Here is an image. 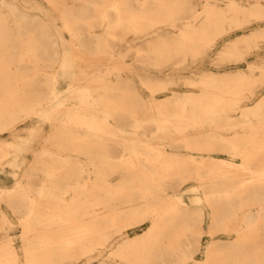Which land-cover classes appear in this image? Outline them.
Returning a JSON list of instances; mask_svg holds the SVG:
<instances>
[{"label":"bare ground","instance_id":"bare-ground-1","mask_svg":"<svg viewBox=\"0 0 264 264\" xmlns=\"http://www.w3.org/2000/svg\"><path fill=\"white\" fill-rule=\"evenodd\" d=\"M46 2L0 0V264H264V0Z\"/></svg>","mask_w":264,"mask_h":264},{"label":"rangeland","instance_id":"rangeland-1","mask_svg":"<svg viewBox=\"0 0 264 264\" xmlns=\"http://www.w3.org/2000/svg\"><path fill=\"white\" fill-rule=\"evenodd\" d=\"M29 1L32 2V4H35V3L36 4H39L41 6V8H42V11H46L47 13L52 12L53 15L57 16V14H55L54 11H51V7L48 4V2H46V0H29ZM55 26H59V22H58L57 18H56ZM65 34L68 36L67 32H65ZM262 55H264V54H262ZM129 57H130V59H132L133 58V55H130ZM248 58H250V60H251V59H255L256 57H255V55L254 56L252 55V56H249ZM245 63L246 62H242L241 65H239V66L245 68V66H246ZM227 66H230V65H227ZM61 74L62 75L60 77L58 87H59V89H62V92L60 93L61 97L62 98H65V97H68L69 96V91L67 89L64 90L63 88H65L67 86L69 87L72 83H74L75 77L72 74V72L71 71H68V70H62L61 71ZM185 87L186 86H183L182 88H185ZM142 90L145 93V90L143 88H142ZM33 124H34L33 121H27L26 123H23V126L22 127H25V125H26V127L27 126H33ZM42 125H43V127L45 126V129L46 130L50 129V127H51V125H49L46 122H43ZM21 132H22L21 133L22 136L27 135L26 134L27 131L25 129H23ZM20 141H21L20 144H22V138H18L17 142H20ZM38 141H39V138H37L33 142V144L34 145H39ZM13 152H15V154H17V157L19 159L18 160L19 163H24V162H22V160H25V162L27 163L32 158V152L31 151H28V150L18 149V150H14ZM22 168H23V166L13 165V171L18 170V169H22ZM0 184L6 185L3 182H0ZM183 188L185 189L184 190L185 191L184 193L187 194L185 196L186 197L185 200H186V202H188V204H191V205H204L205 206V203H204L203 198H202L201 190L196 186V184L186 183ZM210 217H211V215H210L209 211H207L206 226H207V224L209 222V218ZM147 224H148V222L145 223L143 226L139 227L138 228V231H141ZM12 232L15 235H17L18 232H19V228L15 227ZM219 236H224L225 237V236H228V235L227 234H219ZM209 240H210V235L208 233L207 234L205 233L204 236H203V238H202V246H204V244H206L207 242H209ZM201 251H199L196 254L197 257H202L203 252H201Z\"/></svg>","mask_w":264,"mask_h":264},{"label":"crops","instance_id":"crops-1","mask_svg":"<svg viewBox=\"0 0 264 264\" xmlns=\"http://www.w3.org/2000/svg\"><path fill=\"white\" fill-rule=\"evenodd\" d=\"M37 129L38 130H35V137H34V141L37 139V138H39V141H38V143L40 144V142L42 141V136L45 134V133H47V130L45 129V126L43 127V125H42V123H38V127H37ZM33 141V142H34ZM32 145L33 146H37V145H34L33 143H32ZM28 151H31V150H28ZM32 152V151H31Z\"/></svg>","mask_w":264,"mask_h":264}]
</instances>
